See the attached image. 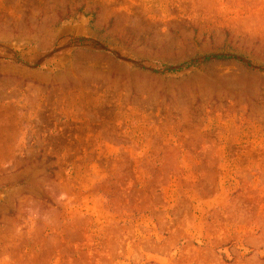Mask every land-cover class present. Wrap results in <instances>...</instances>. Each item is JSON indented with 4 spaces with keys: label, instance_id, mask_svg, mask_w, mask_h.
Instances as JSON below:
<instances>
[{
    "label": "rangeland",
    "instance_id": "374dc122",
    "mask_svg": "<svg viewBox=\"0 0 264 264\" xmlns=\"http://www.w3.org/2000/svg\"><path fill=\"white\" fill-rule=\"evenodd\" d=\"M0 264H264V0H0Z\"/></svg>",
    "mask_w": 264,
    "mask_h": 264
},
{
    "label": "trees",
    "instance_id": "16d2710c",
    "mask_svg": "<svg viewBox=\"0 0 264 264\" xmlns=\"http://www.w3.org/2000/svg\"><path fill=\"white\" fill-rule=\"evenodd\" d=\"M235 59L232 56H226V55H215L213 57H206V59L204 60V62H212V61H229V60H233ZM198 65L197 61H193L187 64H184V66L180 67V69L182 68H188V67H194Z\"/></svg>",
    "mask_w": 264,
    "mask_h": 264
}]
</instances>
